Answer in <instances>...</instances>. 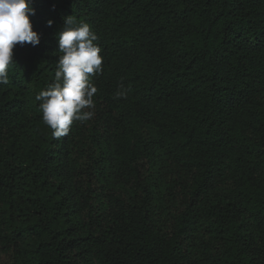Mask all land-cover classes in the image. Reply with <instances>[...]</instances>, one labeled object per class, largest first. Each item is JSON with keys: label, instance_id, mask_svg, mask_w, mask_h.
I'll return each mask as SVG.
<instances>
[{"label": "trees", "instance_id": "1", "mask_svg": "<svg viewBox=\"0 0 264 264\" xmlns=\"http://www.w3.org/2000/svg\"><path fill=\"white\" fill-rule=\"evenodd\" d=\"M30 6L40 43L0 84V264H264V0ZM67 16L103 63L94 116L54 138L35 97Z\"/></svg>", "mask_w": 264, "mask_h": 264}, {"label": "clouds", "instance_id": "2", "mask_svg": "<svg viewBox=\"0 0 264 264\" xmlns=\"http://www.w3.org/2000/svg\"><path fill=\"white\" fill-rule=\"evenodd\" d=\"M30 5L31 0H0V84L9 83L8 68L14 63V47L25 43L35 47L40 43L39 34L30 22V16L34 15ZM55 38L60 53L55 80L35 99L40 102L44 123L53 130L54 138H60L69 133L74 121L85 122L94 116L93 97L97 88L92 83V75L102 71L103 57L90 25L76 22L73 16L64 18Z\"/></svg>", "mask_w": 264, "mask_h": 264}]
</instances>
